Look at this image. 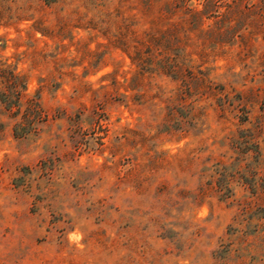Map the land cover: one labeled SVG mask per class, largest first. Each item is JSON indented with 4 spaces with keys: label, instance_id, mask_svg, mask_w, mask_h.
Instances as JSON below:
<instances>
[{
    "label": "rangeland",
    "instance_id": "obj_1",
    "mask_svg": "<svg viewBox=\"0 0 264 264\" xmlns=\"http://www.w3.org/2000/svg\"><path fill=\"white\" fill-rule=\"evenodd\" d=\"M82 2L0 0V75L25 87L0 82V264H264L262 37L192 55L221 116L168 102L171 78L79 25Z\"/></svg>",
    "mask_w": 264,
    "mask_h": 264
},
{
    "label": "trees",
    "instance_id": "obj_2",
    "mask_svg": "<svg viewBox=\"0 0 264 264\" xmlns=\"http://www.w3.org/2000/svg\"><path fill=\"white\" fill-rule=\"evenodd\" d=\"M81 7L85 16L73 11L79 25L106 36L108 46L119 49L142 73L156 66L157 74L171 78L176 89L165 97L168 102L193 109L196 100L205 97L215 101L221 116L229 94L207 72L189 65L192 55L204 60L209 56L208 45L223 47L226 40L236 37L243 51L257 37L264 40V0H83ZM34 28L41 33L55 32L41 20ZM62 28L64 25L58 31ZM112 29L116 35H110ZM20 81L22 77L13 72L7 78L0 75V82L17 99L24 97ZM28 103L30 113L23 117L31 123L40 121L43 111L38 99H28ZM200 115L193 114L191 120Z\"/></svg>",
    "mask_w": 264,
    "mask_h": 264
}]
</instances>
